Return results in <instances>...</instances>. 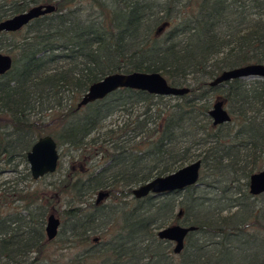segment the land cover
Listing matches in <instances>:
<instances>
[{"label": "trees", "instance_id": "obj_1", "mask_svg": "<svg viewBox=\"0 0 264 264\" xmlns=\"http://www.w3.org/2000/svg\"><path fill=\"white\" fill-rule=\"evenodd\" d=\"M90 1L82 16L78 0H0V21L55 6L0 33L13 61L0 75V175L6 166L15 175L0 177V264H264V193L248 187L264 167V79L209 86L224 70L264 64V0ZM133 71L190 91L121 88L77 108L93 82ZM217 93L231 120L215 126ZM43 135L69 157L48 183L59 170L34 180L26 160ZM197 159V185L133 196ZM99 191L108 195L96 203ZM50 213L65 244L58 256L44 230ZM171 224L196 227L179 255L156 235Z\"/></svg>", "mask_w": 264, "mask_h": 264}, {"label": "water", "instance_id": "obj_2", "mask_svg": "<svg viewBox=\"0 0 264 264\" xmlns=\"http://www.w3.org/2000/svg\"><path fill=\"white\" fill-rule=\"evenodd\" d=\"M54 10L55 6L53 4L32 6L26 11L1 20L0 33L16 32L26 26L31 20L52 13ZM12 62L10 54L0 52V75H4L11 69ZM255 77L264 79L263 63H250L224 70L209 82V86L215 87L233 79ZM121 88L145 91L149 94L160 96H182L190 91L185 86L176 87L171 85L161 73L156 71L112 72L89 85L77 103V108L101 100ZM208 114L215 126L231 120V115L225 108L222 99H218L212 104ZM59 158L57 143L51 135H43L37 138L26 153V160L32 178L38 180L45 175L56 172ZM200 167V159L194 160L173 172L156 176L133 188L132 194L135 198L140 199L149 194L160 195L172 191H182L186 187L198 184ZM248 187L251 195L264 193V167L250 175ZM107 195L106 191H99L96 203L101 202ZM59 227L60 219L55 214L50 213L46 217L44 227L47 240L52 241L56 238ZM195 229V226L171 224L158 229L156 235L162 240L171 241L174 244L173 252L179 254L183 249L186 235Z\"/></svg>", "mask_w": 264, "mask_h": 264}, {"label": "rangeland", "instance_id": "obj_3", "mask_svg": "<svg viewBox=\"0 0 264 264\" xmlns=\"http://www.w3.org/2000/svg\"><path fill=\"white\" fill-rule=\"evenodd\" d=\"M94 7V5H93V2L92 1H90V0H78V2H77V7L78 8H80V9H85L86 11H82V16H85V15H87L88 14V12H90L91 10V7ZM83 18V17H82ZM0 52H2V53H6V52H4V51H2V50H0ZM8 54V53H7ZM247 79H252V78H247ZM189 93V92H188ZM219 97H221L220 95H219V93H217V94H215V99L213 100V102H212V104L216 101V100H218V99H220ZM225 108L227 109V107L225 106ZM228 110V109H227ZM115 118V116H113V117H111L110 119H108L107 120V125L108 124H110L112 121H113V119ZM59 149V156L61 155V153H62V149L61 148H58ZM63 154H64V156H62V158H59V161L62 163V165H61V168L60 169H58L57 168V170H59L58 172H56L55 174L56 175H54L53 176V178L52 177H47L46 179H45V183H48V182H50V181H52V180H54V179H56L57 177H58V175L60 174V173H63L64 171H65V169H66V167H67V165H68V162H67V160H68V153H67V151L66 150H63ZM85 166V165H84ZM80 167V166H79ZM6 170L0 175V177H1V180H3V182L7 179V178H14L15 177V175H14V173H11V171H9V167L8 166H6ZM31 187H38V184L37 183H31ZM96 197H97V194H94L93 195V199H96ZM103 201V200H102ZM61 208H64L63 206L61 207ZM178 211V209H175V212H177ZM94 235V236H93ZM92 238H94V239H96V235L95 234H92ZM59 239H61L60 241H59ZM56 240V243L53 241L52 242V244H51V248H52V250H56L57 248L59 249L58 251H57V253L55 254V256H58L60 253H61V248H63V247H65V244H64V242H63V236L62 237H60V236H58L57 237V239H55ZM172 243V242H171ZM174 246V244L172 243V247ZM66 254L68 255V253H67V251H66ZM65 254V255H66Z\"/></svg>", "mask_w": 264, "mask_h": 264}, {"label": "flooded vegetation", "instance_id": "obj_4", "mask_svg": "<svg viewBox=\"0 0 264 264\" xmlns=\"http://www.w3.org/2000/svg\"><path fill=\"white\" fill-rule=\"evenodd\" d=\"M40 5V4H39ZM8 18V17H7ZM6 19V18H5ZM2 20H4V19H2Z\"/></svg>", "mask_w": 264, "mask_h": 264}, {"label": "bare ground", "instance_id": "obj_5", "mask_svg": "<svg viewBox=\"0 0 264 264\" xmlns=\"http://www.w3.org/2000/svg\"><path fill=\"white\" fill-rule=\"evenodd\" d=\"M177 255V254H176ZM179 255V254H178Z\"/></svg>", "mask_w": 264, "mask_h": 264}]
</instances>
